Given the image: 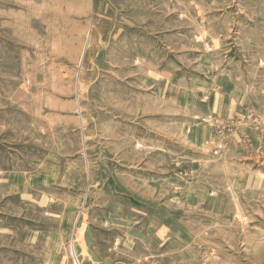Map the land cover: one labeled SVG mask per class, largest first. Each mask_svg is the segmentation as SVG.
I'll return each mask as SVG.
<instances>
[{
  "label": "rangeland",
  "instance_id": "rangeland-1",
  "mask_svg": "<svg viewBox=\"0 0 264 264\" xmlns=\"http://www.w3.org/2000/svg\"><path fill=\"white\" fill-rule=\"evenodd\" d=\"M75 263L264 264V0H0V264Z\"/></svg>",
  "mask_w": 264,
  "mask_h": 264
},
{
  "label": "bare ground",
  "instance_id": "bare-ground-1",
  "mask_svg": "<svg viewBox=\"0 0 264 264\" xmlns=\"http://www.w3.org/2000/svg\"><path fill=\"white\" fill-rule=\"evenodd\" d=\"M71 253L73 254L74 253V251H73V249H71ZM73 256V255H72ZM74 258H75V256H74ZM76 259V258H75ZM74 259V260H75ZM74 262H77V261H74ZM79 263V262H78Z\"/></svg>",
  "mask_w": 264,
  "mask_h": 264
},
{
  "label": "built area",
  "instance_id": "built-area-1",
  "mask_svg": "<svg viewBox=\"0 0 264 264\" xmlns=\"http://www.w3.org/2000/svg\"><path fill=\"white\" fill-rule=\"evenodd\" d=\"M75 264H77V263H75Z\"/></svg>",
  "mask_w": 264,
  "mask_h": 264
}]
</instances>
